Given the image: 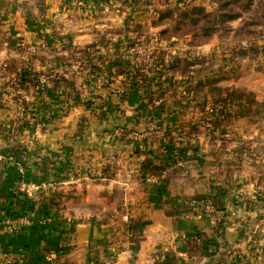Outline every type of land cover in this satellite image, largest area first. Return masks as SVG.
I'll list each match as a JSON object with an SVG mask.
<instances>
[{
  "label": "crops",
  "instance_id": "crops-1",
  "mask_svg": "<svg viewBox=\"0 0 264 264\" xmlns=\"http://www.w3.org/2000/svg\"><path fill=\"white\" fill-rule=\"evenodd\" d=\"M76 8L0 0V222L11 226L0 234V264L6 256L10 264H264V115L182 135L176 157L161 146L185 124L167 103L155 108L154 131L140 135L137 90L123 98L128 116L87 118L81 82L62 88L60 101L33 99L44 123L14 120L6 86L15 76L54 71L67 80L59 62L102 30L103 21ZM47 130L49 142L39 135ZM144 162L162 171L144 181ZM31 185L46 187L22 191ZM197 199L209 209L189 204Z\"/></svg>",
  "mask_w": 264,
  "mask_h": 264
},
{
  "label": "rangeland",
  "instance_id": "rangeland-1",
  "mask_svg": "<svg viewBox=\"0 0 264 264\" xmlns=\"http://www.w3.org/2000/svg\"><path fill=\"white\" fill-rule=\"evenodd\" d=\"M63 1L74 8L83 7L89 21H103L102 30L90 45L59 62L57 69L67 80L57 79L52 75L54 71L49 76L18 73L6 86L10 100L18 105L14 120L25 128L31 127L37 116L43 118L33 104L34 98L47 96L60 101L64 98L62 88L70 91L81 82L89 96L84 105L91 111L86 116L90 119L98 117V111L130 115L125 113L123 98L131 91L142 92L141 122L145 131L140 135L154 131V115L158 112L155 108L168 103L186 127L180 133L173 132L174 140L165 138L167 143H162L161 149L174 157L178 148L171 146L180 144L178 138L182 135L191 136L211 123L221 128L228 118L242 114L252 118L264 115L263 109H256V104L264 105V36L248 40L232 33L228 37L215 33L199 45L172 28L178 12L188 6L212 10V0ZM104 2L111 6L103 9ZM168 10L176 11L175 18L160 19V14ZM231 25L235 28L240 22ZM50 133L47 130L39 135L49 142ZM144 176V181L148 180ZM45 187L31 185L22 190L30 195Z\"/></svg>",
  "mask_w": 264,
  "mask_h": 264
},
{
  "label": "trees",
  "instance_id": "trees-1",
  "mask_svg": "<svg viewBox=\"0 0 264 264\" xmlns=\"http://www.w3.org/2000/svg\"><path fill=\"white\" fill-rule=\"evenodd\" d=\"M212 1V10H207L203 6H188L183 11L178 12L176 18L174 17L176 11L168 10L160 14V19L175 18L174 23H171L172 28L181 34L188 35L194 44L199 45L207 42L215 33H220V36L225 37L232 33L235 37L248 40H255L264 36V0ZM235 21H239L240 26L233 28L231 23ZM168 28L162 33H166ZM145 83L146 80L143 83L144 88L148 86ZM168 147L170 146L166 148ZM160 171H162L160 167L154 166L150 162H144L141 173L142 179L146 173L158 174ZM7 216L15 218L12 213Z\"/></svg>",
  "mask_w": 264,
  "mask_h": 264
},
{
  "label": "built area",
  "instance_id": "built-area-1",
  "mask_svg": "<svg viewBox=\"0 0 264 264\" xmlns=\"http://www.w3.org/2000/svg\"><path fill=\"white\" fill-rule=\"evenodd\" d=\"M33 187V186H32ZM23 191V190H22ZM192 207H199L201 210H208L210 205L208 203V201L204 200V199H197V200H192L190 203H189ZM7 232H11V226L8 225V222H4V223H1L0 222V234L1 233H7ZM55 258L54 254L50 253L46 260L48 262H51L53 261ZM11 263V260L9 257H5L2 264H10Z\"/></svg>",
  "mask_w": 264,
  "mask_h": 264
},
{
  "label": "water",
  "instance_id": "water-1",
  "mask_svg": "<svg viewBox=\"0 0 264 264\" xmlns=\"http://www.w3.org/2000/svg\"><path fill=\"white\" fill-rule=\"evenodd\" d=\"M38 139H39L40 143L43 144L44 137H39ZM42 140H43V141H42Z\"/></svg>",
  "mask_w": 264,
  "mask_h": 264
}]
</instances>
